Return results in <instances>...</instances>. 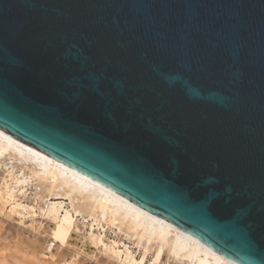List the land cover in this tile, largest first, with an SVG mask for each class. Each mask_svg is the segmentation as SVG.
Returning <instances> with one entry per match:
<instances>
[{"label":"water","instance_id":"obj_1","mask_svg":"<svg viewBox=\"0 0 264 264\" xmlns=\"http://www.w3.org/2000/svg\"><path fill=\"white\" fill-rule=\"evenodd\" d=\"M0 131L264 264V0H0Z\"/></svg>","mask_w":264,"mask_h":264},{"label":"bare ground","instance_id":"obj_2","mask_svg":"<svg viewBox=\"0 0 264 264\" xmlns=\"http://www.w3.org/2000/svg\"><path fill=\"white\" fill-rule=\"evenodd\" d=\"M5 154L13 160L16 159L28 172V174L26 172L27 177L24 174L25 170L21 175L19 174V178H10L13 186L6 187V194L11 206L10 213L19 215L21 218H26L25 215L31 216V219L34 218V211L27 214L22 203L19 202L20 199L16 200L18 196L15 194L16 191L24 194L23 188L32 178L36 181L35 184L39 185L38 195L40 199L46 196H55V198H65L69 202V211L64 209V202L49 204L48 214H53L54 220L57 222H52L47 227L40 226L38 232L43 235L51 230L54 233L53 235L59 238V230L63 232L65 229H70L72 223L75 225L76 221L70 215V212H72L80 219L91 220L89 234L92 236L97 248L101 246L103 249H107V245L103 239L104 235L100 233L93 235L92 228L94 225L100 229L103 228V230L104 226L115 227L119 232L125 233L127 237L136 239L135 244L137 246L144 245L146 251L154 248L159 253H165L168 257H173L177 263L235 264L192 235L185 234L170 222L168 223L164 219L146 212L103 184L95 182L64 164H60L47 155H43L28 146L26 147L0 131V159ZM9 177L11 176L9 175ZM67 236L65 234V239L68 238ZM70 238L67 243L73 254L80 255L83 250H89L84 246L83 238V240L79 239L73 234L70 235ZM114 243L111 242L109 252L115 255L122 264H141L126 246L119 250V247L117 249L113 247ZM43 250H46L44 246ZM53 257L55 258V256ZM77 260L78 258L70 256L69 260L65 259L61 263L75 264Z\"/></svg>","mask_w":264,"mask_h":264},{"label":"rangeland","instance_id":"obj_3","mask_svg":"<svg viewBox=\"0 0 264 264\" xmlns=\"http://www.w3.org/2000/svg\"><path fill=\"white\" fill-rule=\"evenodd\" d=\"M25 170L16 159L13 160L6 154L0 159V264H62L65 259L69 260L70 256L78 258V262L76 261L75 264H122L115 255L109 252L111 242H115L113 245L115 249L119 247V250H122L123 246H126L141 264H196L191 262L177 263L173 257H168L165 253H159L154 248L146 251L144 245L137 246L135 244L136 239L127 237L125 233L119 232L115 227L104 226L103 230V228L100 229L96 225L93 226V235L99 233L104 235L103 239L107 245V249H103L101 246L97 248L92 236L89 234L91 220L80 219L72 212H70V215L76 223L75 225L72 223L70 229L63 231L66 233L59 230V238L54 236L51 230L46 235L39 233L38 228L40 226L47 227L48 224L57 222L54 220L53 214H48L50 203L64 202L66 211L70 210V205L65 198L46 196L40 199L38 195L39 185L35 184L36 181L32 178L23 188L24 194H20L19 191H16L15 194L18 196L16 200L20 199L19 202L22 203L27 214L34 211V218L31 219V216L27 215H25L26 218H21L19 215L10 213L11 206L6 194V187L13 186L10 178H19ZM26 172L27 170L24 172L25 177L28 174ZM65 234L68 235L67 239L64 237ZM71 234L79 239L83 238V244L89 250H83L80 255L73 254L67 243L71 239ZM43 246L46 250H43ZM52 256H55V258H52Z\"/></svg>","mask_w":264,"mask_h":264}]
</instances>
